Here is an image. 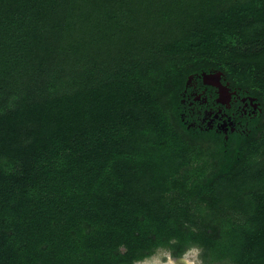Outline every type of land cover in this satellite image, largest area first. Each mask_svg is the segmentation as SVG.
<instances>
[{"label": "trees", "instance_id": "trees-1", "mask_svg": "<svg viewBox=\"0 0 264 264\" xmlns=\"http://www.w3.org/2000/svg\"><path fill=\"white\" fill-rule=\"evenodd\" d=\"M194 245L264 264V0H0V264Z\"/></svg>", "mask_w": 264, "mask_h": 264}, {"label": "flooded vegetation", "instance_id": "flooded-vegetation-1", "mask_svg": "<svg viewBox=\"0 0 264 264\" xmlns=\"http://www.w3.org/2000/svg\"><path fill=\"white\" fill-rule=\"evenodd\" d=\"M188 86L189 87L193 86V89L197 91V89H196L197 87H195L194 85H192L191 82L188 83ZM213 92L217 93V96H214V93ZM196 95L197 96H196V98L194 100H196V101L197 100H200L199 105L204 106V107H207V111H205V116H206V114H209V115L210 114H213L214 111L217 113V114L214 115V118L213 119H209V117H208L209 121L207 122V125L209 126V128H212V126L216 122H218V120H222V130L224 132L227 131L228 124L231 126V131L234 129L235 124H234V122L231 121V119L232 118H235V113L237 111L236 112L233 111L231 116H228L226 114V112L225 113H222V106L223 107L225 106V108H226L225 110L226 111L231 110L230 101H231V98H232L231 97L232 96V93H231V95H230L229 98H222L218 94V90L214 89L211 86L205 85L201 89V92L199 94H196ZM212 100H213V102H212ZM190 105H191V103H190ZM220 113H221L222 116H221V118L218 119V114H220ZM243 113H245V112H243ZM241 115H239V116H241ZM224 116L227 117L225 120L223 119ZM204 120H206L205 117H204ZM219 122H221V121H219ZM169 255H170V257H171L172 260L177 261L179 263L180 258L173 257V256H171V254H169Z\"/></svg>", "mask_w": 264, "mask_h": 264}, {"label": "rangeland", "instance_id": "rangeland-1", "mask_svg": "<svg viewBox=\"0 0 264 264\" xmlns=\"http://www.w3.org/2000/svg\"><path fill=\"white\" fill-rule=\"evenodd\" d=\"M191 81V79H190ZM189 81V83H190ZM211 115V114H210ZM209 114H206L205 118H208L210 116ZM190 249V248H189ZM189 249L186 251L188 252V255H193L194 253L192 251H189ZM135 264H186V261L184 259H180L179 263L177 261H174L171 259L169 253L165 250H157L152 256L138 262Z\"/></svg>", "mask_w": 264, "mask_h": 264}, {"label": "water", "instance_id": "water-1", "mask_svg": "<svg viewBox=\"0 0 264 264\" xmlns=\"http://www.w3.org/2000/svg\"><path fill=\"white\" fill-rule=\"evenodd\" d=\"M202 81L205 85H210L215 87L218 90V94L222 98H229L231 93L229 92V88L227 86L222 85L221 83V74L220 73H211V74H203Z\"/></svg>", "mask_w": 264, "mask_h": 264}, {"label": "clouds", "instance_id": "clouds-1", "mask_svg": "<svg viewBox=\"0 0 264 264\" xmlns=\"http://www.w3.org/2000/svg\"><path fill=\"white\" fill-rule=\"evenodd\" d=\"M189 251H192L193 255H188V252L184 251L183 253L178 254V258L184 259L186 264H204V260L201 258L202 249L198 246H193Z\"/></svg>", "mask_w": 264, "mask_h": 264}]
</instances>
